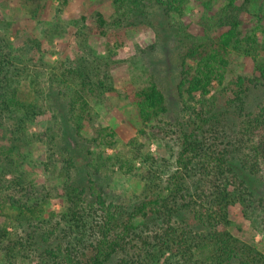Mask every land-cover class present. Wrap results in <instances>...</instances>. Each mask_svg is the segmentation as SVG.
Here are the masks:
<instances>
[{"label":"trees","instance_id":"1","mask_svg":"<svg viewBox=\"0 0 264 264\" xmlns=\"http://www.w3.org/2000/svg\"><path fill=\"white\" fill-rule=\"evenodd\" d=\"M74 1L17 0L14 13L40 22L50 2L62 13ZM192 1L113 0L110 20L49 24L22 47L6 21L0 264H264V0H204L197 36L181 21ZM141 25L157 36L156 59L133 101L141 127L117 151L116 127L100 125L98 111L114 108L116 52L100 55L93 30L105 38ZM71 32L77 52L52 61L48 44ZM234 58L252 59L254 72L226 83ZM159 61L176 71V101L159 87ZM37 144L43 161L30 152ZM55 200L61 209L48 211ZM234 206L260 243L234 235Z\"/></svg>","mask_w":264,"mask_h":264},{"label":"rangeland","instance_id":"2","mask_svg":"<svg viewBox=\"0 0 264 264\" xmlns=\"http://www.w3.org/2000/svg\"><path fill=\"white\" fill-rule=\"evenodd\" d=\"M16 1L3 0L2 5L6 6V8L4 12L0 13V33L4 31L6 21L13 22L5 34H9L14 47H22L24 39L33 34L43 38V29H46L49 24H56L58 22L60 25H65L72 21H79L83 15L91 17L97 12H102L106 18H109L113 14V0H75L62 13L56 11L58 9L57 2H50L40 23L32 20L22 11L19 13V18L17 19L14 10L19 9L20 5L16 4ZM203 2L204 0L192 1L187 13L181 18L184 25L188 27L189 32L195 36L202 32L200 20L204 9ZM93 35L92 45L100 55H107V45L111 46L112 50L116 52L114 59L117 61V64L114 65L112 70L117 91L110 95L114 103V108L110 112L104 108H100L98 111L100 114V125H113L116 127L118 132L117 151H120L125 149V146L137 135V131L141 127L133 101L136 90L145 85L150 78V70H153L152 65L154 64L155 58L152 57L155 51L150 48L157 44L158 40L154 30L147 25H141L135 28H111L105 38H101L96 30H93ZM216 35H219V33ZM46 45L45 43V47ZM48 46L55 53L51 58L52 61H60L66 56L74 55L77 52V46L72 32L56 38L53 45L50 46L48 44ZM158 52V58L164 59L163 52ZM160 64L159 61L157 64V80L160 81L159 87L168 100L170 99L172 102L176 101L177 94L174 76L176 71L170 70L168 63ZM230 69L226 83L240 74L251 76L254 72V62L250 58H234ZM151 150L158 152L155 144L151 146ZM30 152L36 161H43L46 157V148L41 144L31 146ZM108 153L111 154L113 151L109 150ZM40 180L46 182L43 173H40ZM125 186L128 190H131L130 192L140 190V186L135 183L126 182ZM60 209L61 201L55 200L47 210ZM240 212V206L231 208L230 221L232 223L231 230L234 235L245 242H250L255 238V241L260 243L262 240L261 234L257 230H254L247 220L243 219ZM261 246H264V241L261 242Z\"/></svg>","mask_w":264,"mask_h":264}]
</instances>
